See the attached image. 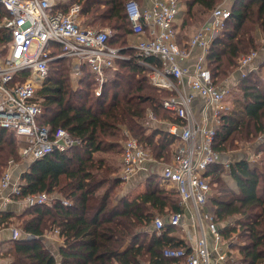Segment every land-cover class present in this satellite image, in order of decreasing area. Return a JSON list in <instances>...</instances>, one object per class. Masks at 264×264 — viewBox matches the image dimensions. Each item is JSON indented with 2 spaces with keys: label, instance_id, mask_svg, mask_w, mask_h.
<instances>
[{
  "label": "trees",
  "instance_id": "1",
  "mask_svg": "<svg viewBox=\"0 0 264 264\" xmlns=\"http://www.w3.org/2000/svg\"><path fill=\"white\" fill-rule=\"evenodd\" d=\"M180 1L185 6L183 25L189 27L199 21L198 13L209 14L220 0ZM75 2L82 6L84 26H111L117 39H121L119 47L132 56L117 61L123 70L116 69L100 94L95 92L97 84L88 67H84L80 85L74 87L73 60L64 57L51 62L49 75L38 89L42 98L39 123L52 129L62 126L78 142L29 161L22 171L20 198L40 192L55 193L57 197L51 204L28 206L20 215L28 236L13 239L2 254L10 260L8 264H177L176 258L164 255V249H192L185 239L174 234L178 227L168 223L171 214L182 211L177 192L160 186L157 176L151 175L145 192L133 199L120 196L123 179L119 166L95 156L97 152L112 151L121 155L125 129L151 153L169 154L173 138L166 132V124H156L147 132L145 123L151 112L160 121L179 120L163 106L172 92L155 86L150 81L149 68L139 62L135 49L125 48L130 42L128 37L135 34L126 0H63L54 9L67 12ZM138 2L146 6V0ZM7 15L8 10L0 3V48L12 37L4 23ZM261 35L264 0H236L231 16L207 54L216 82H222L238 68L242 54L256 51L254 60L258 58L264 49ZM147 60L160 63L155 57ZM263 66L264 63L241 77L242 98L231 112L222 115L216 136V148L221 151L238 138L250 141L259 137L257 151L263 152L255 163L242 159L231 163L227 171H218V166L213 170L211 184L217 186L211 202L220 232L226 239L235 235L242 240L237 245L240 257L233 264H264V78L258 75ZM20 145L16 131L0 125V174L10 159L22 160ZM63 199L69 203L64 204ZM157 214L166 217L167 224L160 232L151 229ZM14 215L9 211L1 213L0 224L10 223ZM55 228L64 237L60 260L41 240Z\"/></svg>",
  "mask_w": 264,
  "mask_h": 264
},
{
  "label": "built area",
  "instance_id": "2",
  "mask_svg": "<svg viewBox=\"0 0 264 264\" xmlns=\"http://www.w3.org/2000/svg\"><path fill=\"white\" fill-rule=\"evenodd\" d=\"M236 0H220L212 9L209 20L183 43L179 42L178 19L180 0H150L141 7L138 0H127L125 8L132 30L147 37L125 48L133 47L139 62L149 68L151 82L161 89L172 90L163 106L179 118L162 122L151 112L145 123L151 129L156 123L166 124V132L173 138L171 161L154 159L148 148L128 129L123 141L120 176L128 180L143 168L145 162L160 165V179L172 184L180 198V205L190 208L173 213L168 223L184 230L193 219L199 230L196 245L190 251L183 247H166L164 255L178 260L177 264H233L236 260L230 243L220 232L211 202L213 170L228 168L223 151L216 148L218 127L222 115L233 110L228 101L234 86L215 81L207 64L211 44L233 11ZM8 10L4 23L11 29L8 44L0 48V125L16 131L22 158L33 161L55 149L65 150L78 142L70 131L62 126L52 129L40 125L42 98L38 89L43 85L51 69V62L58 58H71L72 80L80 82L84 67H88L96 81V94H100L109 72L116 71L118 60L130 59L122 47L110 43L112 30L84 26L80 17L82 6L78 2L67 12L55 10L57 0H0ZM6 48V50H4ZM198 49L200 52L197 53ZM56 52V54H54ZM258 52L241 56L238 69L243 70L254 61ZM155 57L160 63L148 61ZM247 71H243V77ZM73 81V82H74ZM179 84L189 89L181 88ZM247 159V158H246ZM248 160V159H247ZM253 157L249 158L252 161ZM19 162L10 159L0 174V197L3 208L15 198H20L21 178L14 180L13 168ZM10 190L6 194V191ZM55 193L40 192L23 197L28 206L51 204ZM64 204L69 201L63 199ZM167 224L163 217L154 219L153 227L162 231ZM56 233H60L55 228ZM214 239V249L209 240ZM19 232L14 230V238ZM1 264V263H0Z\"/></svg>",
  "mask_w": 264,
  "mask_h": 264
},
{
  "label": "crops",
  "instance_id": "3",
  "mask_svg": "<svg viewBox=\"0 0 264 264\" xmlns=\"http://www.w3.org/2000/svg\"><path fill=\"white\" fill-rule=\"evenodd\" d=\"M148 3H150V0H146V5ZM181 6H182V9H181V13H180V16L178 19V29H179V22L183 21V18H184L183 10H185V6L183 4H181ZM210 14H211V12H210ZM210 14H208V16L206 18L205 17L201 18V23H200L199 27H201L204 23H206L209 20ZM180 28H181V26H180ZM195 32H196V30H195ZM179 35H180V32H179ZM132 36H133V39L135 41L134 43L138 42L142 38L147 37L145 34H142V35L134 34ZM178 40H179V42L183 43V40H180V36H178ZM261 40H262V42H264V35H261ZM129 41H130L129 42V45H130L132 40L129 39ZM198 52H200V49H198L197 53ZM259 53H260V55L258 56V58L256 60H254L247 68L252 69L254 71V69H259L261 64L264 63V49L261 50ZM262 70H264V66H263ZM236 73L238 74V72H236ZM179 86L181 88L185 87L186 89H189L188 84H185V86H183L182 84H179ZM171 92L173 93L172 90H171ZM163 121L169 122V120H163ZM153 125L155 127L156 123H153ZM166 127H167V125H166ZM151 129H148V130H151ZM148 152H149V155L151 157H153L154 159H158V160L159 159H165V161H171L172 156H173V147L171 144L170 151H168L169 154H164L163 156H157V155L151 153V151L149 149H148ZM171 152H172V155H171ZM223 152H224L223 153L224 158L226 157L225 160H228L231 163L237 162V161H240V160L246 159V158L249 160V158H251V157H253V160L251 162L255 163L259 159L262 158L261 153H263V152H258V151L251 152L250 150H246V153L241 154V155L238 152L231 153V154H225V151H223ZM226 152H229V150H226ZM28 163H29V160L23 158L22 161L19 163L18 167L13 168L14 180L21 176L22 171L25 170L27 168L26 166L29 165ZM159 166L160 165H158L155 161L145 162L143 168L140 169L134 176H132L128 180H123V182L121 183V186H120L121 191H122L120 196L125 195L129 199H133L136 196H138L139 194L145 192L147 190L148 178L151 177V175L157 176L160 186L176 192V189L172 184L163 183L161 181L160 175L158 173L160 171ZM120 168H121V155H120L119 172H120ZM228 168L225 167V170H223V171H227ZM9 192H10V190H7L6 194ZM3 203H4L3 198L0 197V214L5 212V211H9V212H12L13 214H15L10 219V221H11L10 223L5 221V222H2L0 224V263L1 264H8L10 260L8 259V257L4 256L2 254V252L8 248L9 243L11 241H13V239H16L13 237L14 236V230L15 229L18 230V232H19L18 238H20L21 236H26V237L28 236L24 232L23 227H19V228L16 227L12 221L14 220V218L16 216H20L21 214H23L26 211V209L28 208V205L26 204V202L24 201L23 198H15L13 201L9 202L4 208H3ZM182 210H185L186 213L188 214V216H190V214H191L190 208L185 207V209H184L182 207ZM152 229H154L153 226H152ZM174 234L185 239L190 244V247H194L196 245L197 238L199 236V230H198L196 224L194 223L193 219H189V223L187 226H185L184 230L182 228L178 227V230H176L174 232ZM41 240H43V243L45 244V246L53 254H55V256L58 258V260H60L61 255L59 253V249L64 244V237H62L60 235V233H56L53 229V230L47 231L41 237ZM209 240H210V244H211L212 248L214 249L215 243H214V239H213L212 234H209ZM230 246H231L232 250L234 251V257L236 255L239 258L240 257L239 248L237 246L233 247L232 244H230ZM214 261H215L214 262L215 264H224L223 262L218 260L216 252H215Z\"/></svg>",
  "mask_w": 264,
  "mask_h": 264
},
{
  "label": "rangeland",
  "instance_id": "4",
  "mask_svg": "<svg viewBox=\"0 0 264 264\" xmlns=\"http://www.w3.org/2000/svg\"><path fill=\"white\" fill-rule=\"evenodd\" d=\"M61 1H63V0H57V4H59V2H61ZM196 11L198 13V10L197 9H196ZM201 16H202V18L203 17L206 18L208 16V14H207V12L206 13H202V14H199L198 13V19H199V21L196 22L195 24L193 23V24L189 25V27L184 26L183 25V21H180L179 22V32H180V35L179 36H180V40H183V42H184V41L188 40L190 38V36L193 35V33L195 32V30H197L198 27L200 26ZM80 19H81V22H84V17L83 16H81ZM180 26H181V28H180ZM107 27L112 30V34H113L112 37H111V39H110V42L113 40L114 43H116L118 45H115L114 43H111V44H114L115 46H119L120 43H121V39L120 40L117 39L118 38V35H115L116 34V31L111 26H107ZM101 28H103V27H101ZM121 33L123 34L124 32H121ZM117 34H119V33H117ZM126 36H127V34H126ZM115 38H116V40H115ZM128 38L132 40L131 41V44H134L135 41L133 39V36L131 35ZM126 54L129 55V56H132V55H130L129 52H127ZM242 55H244V54H242ZM121 69L123 70V67L120 66V67L117 68V71L118 70H121ZM248 70L250 71L249 68H247V69L244 68L243 70L238 69V68L237 69L235 68V70L232 71V72H230V74H228V76L226 77V79H224L222 81V82H225L227 84H231V85L234 86V88H233L230 96L228 97V101L232 104L233 108H235V106H237V100L239 98H242L243 91L240 88V84L242 82L241 76L243 75L242 74L243 71L245 72V71H248ZM236 72H238V74ZM115 74H116V71H113V72L110 71L109 72V75H110L109 80L112 77H114ZM149 74L150 73L148 71V75ZM258 75L259 76H262L264 78V70H261L258 73ZM149 78H150V76H149ZM73 81L74 80H72V76H71V83H72V85L74 87H77V86L80 85V82H78V81H74L73 82ZM150 81H151V79H150ZM222 82H219V83H222ZM162 129H164V128H162ZM150 131L151 130H147V132H150ZM237 135L239 136V134H237ZM258 139H259V137H255V138H252L249 141V140H246V139H243V138H238L236 141L233 142L234 145H232L231 142H228V147H227L228 149L227 150H229V152H226L225 151V154H231V153L238 152L241 155V154H245L246 153V150H250L251 152L257 151V149H258L257 144L258 143L256 144V142H257ZM171 155H172V152H171ZM261 155L263 156V153H261ZM95 156L96 157L105 158L106 160L111 161V162H115L118 166L120 165V153L119 152H116V151H112V152H108V153H106V152H97V153H95ZM225 159H226V157H225ZM21 161L22 160H20L18 162L20 163ZM223 170H225V168H223ZM213 177H214V175H213ZM229 180H230L231 183H234V179H233L232 176H230ZM216 186H217L216 184H214V183L212 184V195H214V193H215V190H216L215 187ZM121 192L122 191H121V188H120L119 193H121ZM157 215L160 216V214H157ZM161 217H163V216H161ZM164 218H166V217H164ZM22 220H23V217L16 216L12 222L15 224L16 227L19 228V227H22ZM227 241L230 244H232V246L234 247V246H237L238 243L241 242L242 240L239 239L238 237H236L234 235L233 238L227 239ZM235 258L237 259L238 257L235 255Z\"/></svg>",
  "mask_w": 264,
  "mask_h": 264
},
{
  "label": "water",
  "instance_id": "5",
  "mask_svg": "<svg viewBox=\"0 0 264 264\" xmlns=\"http://www.w3.org/2000/svg\"><path fill=\"white\" fill-rule=\"evenodd\" d=\"M31 237H34V236H31Z\"/></svg>",
  "mask_w": 264,
  "mask_h": 264
}]
</instances>
